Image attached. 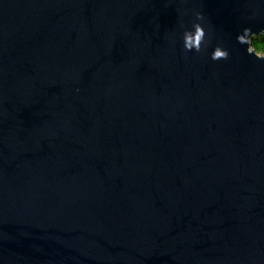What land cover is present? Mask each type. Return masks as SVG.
Returning a JSON list of instances; mask_svg holds the SVG:
<instances>
[{
  "label": "water",
  "instance_id": "water-1",
  "mask_svg": "<svg viewBox=\"0 0 264 264\" xmlns=\"http://www.w3.org/2000/svg\"><path fill=\"white\" fill-rule=\"evenodd\" d=\"M263 33L264 0H0V264H264Z\"/></svg>",
  "mask_w": 264,
  "mask_h": 264
},
{
  "label": "clouds",
  "instance_id": "clouds-1",
  "mask_svg": "<svg viewBox=\"0 0 264 264\" xmlns=\"http://www.w3.org/2000/svg\"><path fill=\"white\" fill-rule=\"evenodd\" d=\"M203 18L202 16L200 17ZM250 29H244L245 35L239 36L238 41L241 44H247L249 43L248 37L250 34ZM205 37V31L203 27L200 24L194 25V31H186L185 32V45L184 48L186 51H192L195 49V51L199 52L201 51V41ZM249 52H251V48L247 49ZM229 56V53L227 51L222 50L219 46L215 48L212 59L213 60H220V59H227Z\"/></svg>",
  "mask_w": 264,
  "mask_h": 264
},
{
  "label": "trees",
  "instance_id": "trees-1",
  "mask_svg": "<svg viewBox=\"0 0 264 264\" xmlns=\"http://www.w3.org/2000/svg\"><path fill=\"white\" fill-rule=\"evenodd\" d=\"M253 47L264 54V33L253 38Z\"/></svg>",
  "mask_w": 264,
  "mask_h": 264
}]
</instances>
